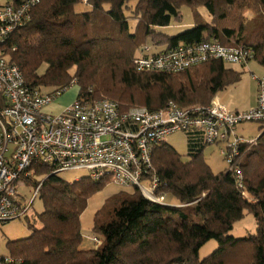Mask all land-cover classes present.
<instances>
[{"label":"trees","instance_id":"1","mask_svg":"<svg viewBox=\"0 0 264 264\" xmlns=\"http://www.w3.org/2000/svg\"><path fill=\"white\" fill-rule=\"evenodd\" d=\"M81 3L41 0L30 22L4 44L30 85L54 92L75 81L78 97L110 98L120 111L154 110L169 101L207 105L242 72L217 59L176 74L137 72L134 59L145 45L169 49L217 40L252 47L264 65V0H87L89 8L77 11ZM183 5L192 8L195 24L175 35L161 31L182 20ZM190 132L189 160L166 142L154 150L155 193L162 201L136 187L107 198L94 218L96 248L81 247V216L106 179L68 181L37 166L30 182L42 181V225L28 221L31 235L7 242L15 264H264V132L241 159L243 188L226 168L211 169L195 139L204 136ZM246 212L255 216L256 232L235 237L231 230ZM213 239L218 246L201 258L200 249Z\"/></svg>","mask_w":264,"mask_h":264},{"label":"built area","instance_id":"2","mask_svg":"<svg viewBox=\"0 0 264 264\" xmlns=\"http://www.w3.org/2000/svg\"><path fill=\"white\" fill-rule=\"evenodd\" d=\"M40 2L0 0V222L27 215L42 181L29 202L18 188L32 184L37 166H46L51 173L86 169L93 181L111 177L120 186L136 187L147 198L162 201L155 193L159 177L153 165L154 150L169 135L182 131H198L207 144H220L226 169L244 187L241 159L264 132V77L256 78V107L244 112L229 109L218 94L207 105L181 107L169 101L161 109L140 106L127 111H120L110 98L81 95L61 112L43 114L44 107L66 89L44 92L30 85L4 46L17 29L30 22ZM254 58L252 47L226 46L217 40L182 43L157 53L145 45L134 59V68L141 73L176 74L214 59L246 65ZM248 121L260 122L262 128L250 140L236 132L237 125ZM93 240L101 244L97 236ZM16 262L11 254H0V264Z\"/></svg>","mask_w":264,"mask_h":264},{"label":"rangeland","instance_id":"3","mask_svg":"<svg viewBox=\"0 0 264 264\" xmlns=\"http://www.w3.org/2000/svg\"><path fill=\"white\" fill-rule=\"evenodd\" d=\"M87 0L76 6L77 11H83L88 9ZM183 18L181 21H173L171 25L161 27V31L175 35L188 28H191L195 24V17L191 7L187 5L182 6ZM200 11L205 17L208 18V13L204 8H200ZM249 17L252 16L251 12L247 13ZM162 46H152V51L157 53L162 50ZM233 69L242 72L241 79L225 88L218 93L221 102L232 111H249L257 105L258 94V78L264 77V65L258 60L252 59L246 65L240 64H228ZM257 78V79H256ZM79 93V87L75 84L69 87L60 97L56 98L52 104L47 105L42 110L43 114H56L63 110V107L73 103ZM261 123L255 121H248L236 126V132L243 138L250 140L260 135ZM194 134L191 132H177L169 135L166 138V143L174 147L179 153L182 154L184 160H189L191 144ZM198 148L203 149V158L206 163L211 167L214 172H220L227 167L226 160L221 154L220 144H207L202 137H197ZM89 172L86 169H76L63 171L60 175L68 181H74L82 177H88ZM45 174L40 175L39 178H43ZM147 187H150L146 183ZM127 191L129 193L134 192L133 186H120L108 177L104 181V186L96 191L88 200V204L81 216L83 242L81 247L85 249L96 248L97 245L93 238L95 237L92 228L94 225V218L96 213L101 209L110 196L120 191ZM18 193L25 198L27 202L32 200L34 193V185L20 186ZM43 211V202L39 197L35 199L31 205L27 215L21 218H15L7 222H0V254L9 253L7 242L26 238L31 235L32 231L28 227V221L35 224L36 227L42 225L38 218L39 213ZM256 219L251 212H246L245 216L237 221L231 230V234L235 237H245L256 232ZM218 242L216 240H210L200 249V257L203 258L210 254L216 247Z\"/></svg>","mask_w":264,"mask_h":264},{"label":"crops","instance_id":"4","mask_svg":"<svg viewBox=\"0 0 264 264\" xmlns=\"http://www.w3.org/2000/svg\"><path fill=\"white\" fill-rule=\"evenodd\" d=\"M52 104V103H51ZM50 105V104H49ZM66 107V106H65ZM65 107H63V109L65 108Z\"/></svg>","mask_w":264,"mask_h":264}]
</instances>
